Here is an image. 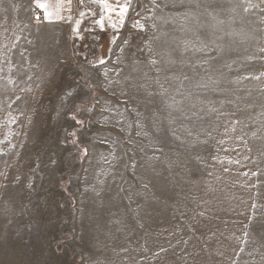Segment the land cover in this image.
I'll list each match as a JSON object with an SVG mask.
<instances>
[{"label": "rangeland", "instance_id": "rangeland-1", "mask_svg": "<svg viewBox=\"0 0 264 264\" xmlns=\"http://www.w3.org/2000/svg\"><path fill=\"white\" fill-rule=\"evenodd\" d=\"M32 7L0 0V264H264V0Z\"/></svg>", "mask_w": 264, "mask_h": 264}, {"label": "crops", "instance_id": "crops-1", "mask_svg": "<svg viewBox=\"0 0 264 264\" xmlns=\"http://www.w3.org/2000/svg\"><path fill=\"white\" fill-rule=\"evenodd\" d=\"M138 1L139 0H108V4L110 5V7L112 9L111 12H112L113 16H114V13L120 9L119 7H117L118 5H125V4L127 5V11H126L127 14H126L124 21L121 22L120 24H115V25L120 26L126 22V18H127V16H129V13L131 11V7L135 6V5L137 6ZM31 3L34 7H37L43 14V17L40 18L39 20L44 21L47 24L55 25L58 28L66 29V30H67V27L65 25L67 24V22L69 20H71V21H69V25L72 27L73 23H72V19L70 16L71 11L74 10V3L72 2V0H39V1L38 0H31ZM39 3H44L48 6V12L50 13L49 19H45L44 11L40 7H38ZM90 3H92V4H90ZM87 5L100 6L98 3L93 2V0H89ZM100 7H102V6H100ZM102 10H104V12L107 15L106 16V23H104V25L106 27L105 32L111 33V27L113 24H112L110 18L113 16L110 14V11L108 9H105L104 7H102ZM90 26L93 27V28H91L93 30H90V31H95L94 26H96V25L90 23L89 27ZM98 26H99V28H102L101 25H98ZM90 31H87L86 34H88ZM99 31H101V30H99ZM104 35H105V33H104Z\"/></svg>", "mask_w": 264, "mask_h": 264}, {"label": "built area", "instance_id": "built-area-1", "mask_svg": "<svg viewBox=\"0 0 264 264\" xmlns=\"http://www.w3.org/2000/svg\"><path fill=\"white\" fill-rule=\"evenodd\" d=\"M74 3V10L71 11L72 15H78L80 10H84L85 5L88 4L89 0H72ZM31 12L33 16L37 19H40L43 17L42 12L37 7H32ZM136 25V17L135 15H130L127 20L126 28L128 31H131L134 29Z\"/></svg>", "mask_w": 264, "mask_h": 264}, {"label": "snow or ice", "instance_id": "snow-or-ice-1", "mask_svg": "<svg viewBox=\"0 0 264 264\" xmlns=\"http://www.w3.org/2000/svg\"><path fill=\"white\" fill-rule=\"evenodd\" d=\"M93 2L98 3L100 6L104 7L105 9H108L110 12L112 11L110 5L108 4V0H93ZM38 7H40L44 13H45V19H49L50 18V13L48 12V6L44 3H39ZM117 7H119L121 9V11L119 12V15L121 16V18L124 15V12L127 11V5H118ZM82 15L84 13H81ZM99 23L101 25H103V20H100ZM79 27V23H77V29ZM112 27H116L115 24L112 25ZM100 63H104V61L101 59ZM73 119H75V117H73Z\"/></svg>", "mask_w": 264, "mask_h": 264}]
</instances>
